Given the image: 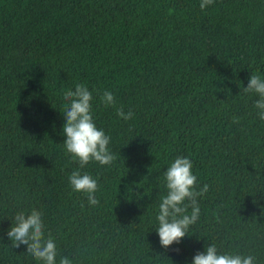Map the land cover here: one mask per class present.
<instances>
[{
	"label": "trees",
	"instance_id": "trees-1",
	"mask_svg": "<svg viewBox=\"0 0 264 264\" xmlns=\"http://www.w3.org/2000/svg\"><path fill=\"white\" fill-rule=\"evenodd\" d=\"M251 73L264 74V0L204 10L199 0H0V264H37L7 238L19 210L41 213L74 264H188L211 242L264 264V121L242 91ZM76 83L93 91L115 155L85 166L94 206L68 181L79 165L64 148L62 98ZM178 155L209 188L192 233L163 247L152 227Z\"/></svg>",
	"mask_w": 264,
	"mask_h": 264
},
{
	"label": "clouds",
	"instance_id": "clouds-1",
	"mask_svg": "<svg viewBox=\"0 0 264 264\" xmlns=\"http://www.w3.org/2000/svg\"><path fill=\"white\" fill-rule=\"evenodd\" d=\"M214 0H199V7L204 10ZM243 93H255L256 115L264 121V74L251 73ZM64 123L62 132L66 153L78 162L69 175L72 189L87 196L89 205H97L98 180L85 170L89 162L111 165L115 155L111 150V136L97 124L93 100V91L85 83H76L73 90L63 96ZM103 104L115 106V94L105 90L100 96ZM117 115L125 121L135 115L132 109L127 112L117 108ZM166 191L159 197L158 210L152 228H155L159 243L168 247L179 243L183 237L191 234V227L198 221L201 209L198 197L207 192L209 185L198 188L197 175L193 171V162L188 156L178 155L171 160L163 172ZM190 209V210H189ZM6 229L9 241L16 248L23 247L28 257L37 264H74L72 258L60 255L56 241L46 235L44 217L37 211L30 213L19 210L11 218ZM188 264H256V258L250 254L221 251L215 242L206 243L202 251H197Z\"/></svg>",
	"mask_w": 264,
	"mask_h": 264
}]
</instances>
